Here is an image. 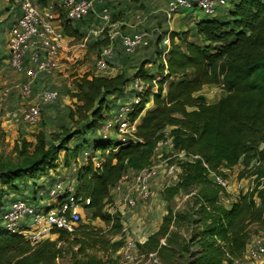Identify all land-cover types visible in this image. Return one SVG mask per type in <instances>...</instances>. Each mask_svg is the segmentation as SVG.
Listing matches in <instances>:
<instances>
[{
  "label": "trees",
  "instance_id": "obj_1",
  "mask_svg": "<svg viewBox=\"0 0 264 264\" xmlns=\"http://www.w3.org/2000/svg\"><path fill=\"white\" fill-rule=\"evenodd\" d=\"M127 1L138 4L142 0ZM129 10L123 6L117 12L115 8L112 22L127 18ZM92 19L94 15L73 24L62 15L64 35L76 40L82 25L90 24ZM188 35L169 34L167 72L151 98L153 109L143 115L136 128V143L109 148L99 169L93 164L82 166L78 199L88 202L84 208L93 218L107 225L115 220L121 223L119 218L111 220L104 211L112 190L124 174L138 173L153 164L154 149L164 139L163 131L171 129L173 151L184 153L186 159L179 163L178 181L164 190V200L169 203L178 196H190V201L182 212L168 211L158 231L136 248L141 253L155 254L164 264H231L243 257L254 237L253 230H264V0H235L226 18H205L196 24L194 42L188 40ZM110 44L104 42L103 46ZM143 67L135 78L151 84ZM160 73L163 75V68ZM129 82L124 73L112 78L84 76L77 81L70 94L75 105L74 110L69 109L68 119L77 118L85 131L72 133L61 128L60 133L47 135L41 130L35 135V143L22 141L16 162L0 163V194L3 188L18 192L31 180L56 170L59 152H70L68 145L73 139L86 137L87 131L98 130L100 121H108L110 115L102 118V114L110 111L109 98L122 93ZM205 86L218 87L226 95L215 104H207L196 97ZM150 95L148 92L132 121L149 105ZM85 144L73 150L74 154L83 153L82 159L87 152ZM68 159L64 157V169L74 165L69 167ZM239 165L252 179V186L224 205L221 198L231 197L214 179L227 180L226 172ZM31 183L28 191L34 194L37 183ZM59 234L67 240L71 237ZM82 236L91 239V235ZM81 241L68 242L70 247H78L74 255L81 254ZM95 246L93 243L88 249ZM115 246L123 247L120 243ZM62 256L56 242L45 240L32 245L23 237L0 232V264H57Z\"/></svg>",
  "mask_w": 264,
  "mask_h": 264
},
{
  "label": "built area",
  "instance_id": "obj_2",
  "mask_svg": "<svg viewBox=\"0 0 264 264\" xmlns=\"http://www.w3.org/2000/svg\"><path fill=\"white\" fill-rule=\"evenodd\" d=\"M120 0H5L9 5L18 11L17 16L7 29V63L15 76L20 79L17 89L26 107L21 108L19 118L30 126H35L41 121L42 110L53 104L59 97L56 90L46 89L35 93V84L43 80V84L55 76L60 67V56L67 37L64 35L61 25V16L64 15L67 21L75 24L86 20L91 15L104 26L110 24L112 28V13L118 6ZM226 6V0H167L165 19L170 25L176 15L185 11H199L207 18H215L222 8ZM109 35H111L109 33ZM113 40V37H109ZM120 51L126 56H132L136 51L149 47V35L146 31L140 30L129 35L120 37ZM165 48L163 58L165 59L171 47L169 35L162 41ZM87 46V40L83 39L78 48L83 50ZM68 47V46H67ZM113 43L100 49L95 60L97 72H106L108 63L115 58ZM164 66L166 61L164 60ZM138 81V80H136ZM43 87V85L41 86ZM135 89L142 90L141 84L135 82ZM10 91L3 90L0 93V102L8 99ZM35 94V98H34ZM139 98L133 102H126L119 107L116 117L112 121H106L98 131L100 140L105 144L113 142L121 146L134 144L136 139L135 121L129 117L130 110L139 105ZM12 114H7L9 117ZM16 118V115H12ZM17 120V119H16ZM115 134V136L113 135ZM164 139L154 149L152 158L153 164L138 173L124 174L114 194L127 189L123 197L111 199L104 207L111 220L119 218L123 225L122 234L127 235L128 229L124 224L126 215L133 212L138 203H147L151 197V182L160 175L159 168L154 164L155 158L162 156L168 149L173 150L172 138L167 129L163 131ZM180 159L185 160L184 153H178ZM83 163L91 161L97 169L104 164L102 156H91L87 152L83 155ZM193 159V158H190ZM89 164V163H88ZM81 165H72L64 169L62 177L50 184L44 182L41 191L38 192V202L31 200H16L0 210V232L13 236L23 237L32 245L45 240H51L52 236L64 233L73 237L78 225L82 222L81 208L88 204L78 199V177ZM223 189H228V182L219 177L214 179ZM221 203L229 205L232 200L221 198ZM132 214V213H131ZM131 216V215H130ZM129 216V217H130ZM125 255L123 260L129 263L133 260L137 248L135 244L127 240L125 244ZM264 260V241L255 238L249 245L246 257L234 260L231 264L261 263Z\"/></svg>",
  "mask_w": 264,
  "mask_h": 264
},
{
  "label": "rangeland",
  "instance_id": "obj_3",
  "mask_svg": "<svg viewBox=\"0 0 264 264\" xmlns=\"http://www.w3.org/2000/svg\"><path fill=\"white\" fill-rule=\"evenodd\" d=\"M120 3V1H119ZM165 0H142L141 4L135 3L131 4L128 3L127 0H122V5L126 6L127 8L130 9L131 12H133L134 15H127V18L123 16V20L127 22L129 20L128 18L133 17L135 19V16L137 15H142L144 19L142 20L141 25H144L145 22L151 23L153 19H151L152 16L158 15V20L160 22H164L163 19V14L162 12H158V9L164 5ZM121 4V3H120ZM6 6L5 0H0V93L3 90H9V96L7 101L5 102H0L1 108H0V163H14L17 160V153L16 151L21 147L22 141H26L27 143H35V135L38 134L41 130L45 131L47 135H52V134H58L60 133L61 128H67L70 130L72 133L78 132V131H85V128H81V126L84 127V125L80 124L77 122V118H74V120L68 119V111L69 109L74 110V105L75 101L70 99V94L74 90V86L76 85V82L79 81L82 77L84 76H100L104 72H97L95 69V60L100 53V49L103 46L104 42H114L113 40L109 41V33L113 34L114 28L109 29V25L104 26L103 24L99 23L98 21L95 20H90V24L86 25L83 24V31H81L78 34V37L76 40H74V45H75V53L77 54L78 57L74 58L69 62L65 61L67 68L65 69L64 73H56L54 78H51L49 81L45 82L43 84V87H40L38 92L40 90L49 88V90H56L59 93L58 99L53 103L48 106H46L42 110V115H41V121L39 124L35 126H30L28 124H25L20 118H19V113L18 111L21 108L26 107V102L22 99L20 92H18L15 88V86L20 82V79L15 76L14 72L11 70L9 67L7 60L8 57H6V53L8 52L7 49V42H8V34H7V29L3 27L4 23L6 20L4 19L3 21V8ZM232 6V4H230ZM166 10V9H165ZM230 7L225 11V14L223 15L224 18L227 17V13L229 12ZM123 11V10H121ZM137 12V13H136ZM150 12H156L154 14H150ZM189 12H194V11H189ZM153 18V17H152ZM219 18V17H215ZM121 21V17L119 18ZM136 20V19H135ZM133 21L136 23V21ZM131 21V20H129ZM174 19L170 23V29L172 30V33H177L178 30L181 28L177 25V23L173 24ZM13 22V20L11 21ZM113 23V22H112ZM165 23V22H164ZM173 24V25H172ZM146 25V24H145ZM169 26V25H168ZM125 28V27H124ZM135 28V27H134ZM189 31L190 29L187 28ZM112 30V31H111ZM117 30V29H116ZM130 30V28H129ZM188 31V32H189ZM192 33V32H191ZM188 33L190 41H192L194 38V35ZM161 34V35H160ZM170 32L168 31H163V29L160 27L159 28V34L155 35L152 37L151 40H153L152 45L148 50L147 49H140L136 51L141 53L142 51L144 53V56L148 57L151 55L152 52H155L154 48V40L156 38H160V42L162 39L166 36L169 35ZM178 34V33H177ZM83 39L87 40V46L85 49L81 50L78 48V44L80 41ZM196 40V39H195ZM176 44L182 45V42L175 41ZM199 43V42H198ZM199 44H202L199 43ZM153 48V50H152ZM158 49V47L156 46ZM115 51V58L114 60H121L125 61L126 65V70H128V67L130 66V69L132 65H135L133 67L132 71L137 70L138 71V66L139 63L134 64V61H132V58L135 54L132 56L126 57L124 56L121 51H120V45L117 47L115 46L114 48ZM154 60L157 63V55H153ZM135 57V56H134ZM166 60V59H165ZM157 65V64H156ZM117 64H109L108 67H116ZM146 76L148 78L152 79L151 84L144 83L142 82L139 78L134 79L138 81H134V89L130 90L129 93H126L123 97H121L115 104L112 103L110 111L103 112L102 118H106V116L110 115L108 118L109 121H112L114 117H116L117 112L119 110V107L126 102H133L136 99L139 98V105L135 109H131L130 113L131 115L129 116L132 119V116L134 113H136L139 109L142 103L145 101L146 96L148 92L151 93L149 97V105L146 106V109L142 111L140 114L139 118L134 122V125L138 123L137 121H141V118L143 115L153 109L152 105V100L151 98L153 95L157 93V85L161 80H163V75L160 73V65L152 66L150 69H147L148 71L146 72V69H143ZM136 71V73H137ZM132 73V72H131ZM135 73V71H134ZM133 73V74H134ZM135 73V74H136ZM135 82H139L141 84L142 90L138 91V89H135ZM36 85V84H35ZM169 83L167 82L164 87L163 91V96H165L167 87ZM15 95V97H14ZM225 92L221 91L220 88L215 87V86H205L200 93L196 95L197 98H201L205 100L207 104H215L217 103L221 98L225 96ZM35 98V94H34ZM17 101V107H14L13 102ZM109 101V100H108ZM110 102V101H109ZM3 105H6V108L2 107ZM108 106V105H107ZM110 107V105H109ZM8 112H12L16 115V122L11 120L10 117L4 118V115L7 114ZM10 119V120H8ZM104 124L103 121H100L98 123L97 131H87L86 137L81 136V138H76L73 139L70 144L68 145V149L70 152H64L61 151L59 152V156L62 157V165H63V160L64 157L69 158V167H71V164L73 163L74 165L78 166L79 162L81 166H84L83 159H82V154L83 153H77L74 154L73 150L79 145L83 144L84 141H86V144L84 147L86 148L85 151H87L88 154L91 156H102L103 159L105 157V154L109 152V148H114L116 147V143H113L114 141L116 142L117 140L114 138L111 142V144L115 145L112 146L110 145H105L104 142L100 140V137L98 135V131L101 129V126ZM171 129H167V132L170 133ZM115 136V134H113ZM97 146V147H96ZM100 146V147H98ZM178 152H174L172 149L165 150L162 154L161 157L158 156V158H155L154 164L156 166H160L159 168V178H160V183H159V188L160 192L159 194V203L161 204V210L164 211V216H166L168 211H172L173 214H176L178 212H182L186 209V205L190 201V196H178L174 198L171 202H167L164 200V190L167 187L173 186L179 179L181 175V170L179 168V163L183 159H180L178 156ZM89 163V164H88ZM86 163V166H89L91 164V161ZM64 167V166H63ZM97 169V168H96ZM247 171L243 169L242 166H237L233 170H231L229 173H227V182H228V187H230V190L232 189H239L240 185L242 183H252V179H249L247 176ZM46 177V176H45ZM45 177L42 179H37V180H31L30 185L28 183V187H20V190L15 193H12L11 191L7 190L6 188L2 189V194H0V210L4 209L8 203L16 200H31V199H36L34 202H38V197L37 194L38 192L41 191L42 186L41 183L47 182L45 180ZM31 182H36L37 183V188L35 189V193L32 194L31 191H28L31 188ZM242 191V189H241ZM125 194H127V189L124 188L122 192L114 194L116 198H120L121 196L123 197ZM194 194V193H193ZM3 195V196H2ZM34 197V198H33ZM231 197V196H230ZM226 198V197H225ZM150 201V200H149ZM148 201V202H149ZM163 205V206H162ZM142 206V208H141ZM149 207L147 203L144 202H139L137 208L126 215L124 217L125 222L124 224L127 226L128 233L129 230H145V227L149 224V221L146 216H148L151 212L146 209ZM85 210V208H83ZM82 215V222L78 225V228H80V232L73 237H69L67 240L65 237L61 238L60 234L57 236H52L51 240L52 242H56L58 248H61L63 251V256L57 260V264H164L161 260L157 258L155 254H146V253H141V252H136L133 260L129 263H125L123 260V256L125 253V248H123L124 253H120L119 249L116 244H122L123 246L126 243L127 237L124 236L121 232L123 229V225L118 222V220L111 221L109 225L105 224L103 221L100 219H95L92 217L90 212L88 210L81 212ZM131 215V216H130ZM130 216V217H129ZM134 216L132 219L131 217ZM163 216V217H164ZM162 217V218H163ZM138 219H143L142 221L138 222ZM162 219L159 225V228L161 227ZM172 227H170V230ZM254 231V237L252 241L255 238H264V230H253ZM83 234H88L91 235V239L87 238L86 236L83 237ZM74 240H83L81 241L83 244H81V248L83 249L80 255H74L77 252L78 247H70L68 242H74ZM251 241V242H252ZM165 241L164 239L161 240V244H163ZM250 242V244H251ZM96 244L95 247L92 249H88L90 245ZM249 244V245H250ZM248 245V247H249ZM248 247L246 249H248ZM246 252L245 251L244 255L242 258L246 257ZM92 262V263H90Z\"/></svg>",
  "mask_w": 264,
  "mask_h": 264
},
{
  "label": "crops",
  "instance_id": "obj_4",
  "mask_svg": "<svg viewBox=\"0 0 264 264\" xmlns=\"http://www.w3.org/2000/svg\"><path fill=\"white\" fill-rule=\"evenodd\" d=\"M234 2H235V0H226V6L220 10L219 15L217 17H222L225 14V11L230 7V4H233ZM120 3L116 7V11L117 12H119L120 9H122V7H123L122 0H120ZM128 3H130V2H128ZM131 4H133V3H131ZM140 4H141V2L139 3V5ZM166 4H167V0H165L164 5H162V7L160 9H158V12L164 13L165 9H166ZM2 11H3L2 16L4 17L3 21H4V19L6 20V22L4 23L3 27L6 30V29H8V26L11 23V21L14 20L15 17L17 16L18 11L15 10V8H13V7L9 6V5H6L3 8ZM155 13L156 12H154V13L150 12L151 15L152 14L155 15ZM127 15L129 17V15H134V14H133V12H131L129 10L127 12ZM152 17H151V19H153V21L150 24L145 22L146 25L145 24L144 25L138 24V23H141L142 20L144 19V17L142 15L135 16L136 20L133 19V17H131V18H128L131 21L127 20V22H125L124 20H121V21L120 20H116L114 23H112V28L115 27L114 28L115 32L113 34H111L110 36L114 38L113 39L114 47L115 46L117 47L118 45H120V40L119 39H120L121 36L129 35V34H132V33L136 32V31L143 30V31H146L148 33V35H149V42H150L149 43V47L145 48V49L148 50L151 46L153 47V45H152L153 40H151V39L155 35L159 34V28L160 27L163 29V31H166V32L168 31V33L169 32L172 33V30L170 29V27H172V26H170V25L168 26V24L166 23V19H165V15L164 14H163L162 17H163L165 23L164 22L162 23V22H160V20H158V15L157 14H156V16H152ZM205 18H207V17L204 14H202L201 12H199V11H194V12L185 11V12L179 13L178 15H176L174 17L173 24L177 23V25L181 28L180 30L177 31V33H181L182 34V33H191L192 32L191 34L194 35V37H193L194 39L192 41L194 42L195 39H196L195 38V26H196V24L199 21H201V20H203ZM94 20L98 21L97 19H94ZM134 20L136 21V23L133 22ZM129 28H130V30H129ZM187 28H189L190 31ZM188 40L190 41L189 38H188ZM201 42L202 41L199 40V43H201ZM73 43H74V40L72 38H67L66 39L62 54L60 56V67H59L58 73H64L65 72V69L67 68L65 61H69L70 62L73 59V57L74 58L78 57L77 54H74L75 53V45ZM111 44H112V42H111ZM156 46L158 47V49L156 48ZM154 48H155V52H152L151 55L148 56V57L144 56V53L142 52L144 50H142L141 53L137 52V54L134 55L135 57L133 56L132 61H134V64H136V65H137V63H139V66L137 67L138 70L141 67V65L144 64L143 69H146L145 70L146 72L148 71L147 69H150V67H152V66L156 67L157 65H160V68H163V70H164V73H163V76H164L166 74V72H167V68H165L163 62H164L165 59L167 60V56L168 55L166 56L165 59L163 58V52H164L165 48L162 46V43L160 42V38H158V37L156 38V40H154ZM152 50H153V48H152ZM153 55H157V59H156L157 63L154 60L156 57L154 58ZM6 57H8V52L6 53ZM109 64H114V65L117 64V66L116 67H111V68L108 67L106 72H104L102 74V76H106V77L112 78V77L117 76L118 74L124 73L130 79V82L126 85V87L122 91V93H120V94H118V95H116L114 97L109 98L110 102L115 104L126 93H129L130 90L134 89V81H136V79H134V76H132V75H136L135 73H136L137 70H134L135 73H134V71H132V69H133V67H135V65L131 66L132 69H130V66H129L128 70H126V65L127 64L125 63V61H121V60H117L116 61V60L113 59L111 62H109ZM43 83H44L43 80L37 81V84H36V86L34 88L35 89L34 90L35 93L38 92V90L43 85ZM18 84L15 86L16 89H17ZM17 91L19 92V90H17ZM14 97H15V95H14ZM13 104H14V107L16 108L17 107V101H14ZM2 107H4V109H5L6 105H3ZM0 108H1V105H0ZM9 113L14 115V113H12V112H8L7 114H9ZM7 114L4 115V118L7 117L6 116ZM12 115L9 116V117L11 118V120L16 122V118H14ZM8 120H10V119H8ZM137 122L138 123H136V125H135L136 128L140 124L139 121H137ZM229 172L230 171H227L226 174L229 173ZM63 174H64V167L62 165V157L60 156V165H59V167L56 170L50 172L49 175H47L46 177L44 176V177H45V180L47 182H49V181L52 182V181L56 180V178L62 177ZM42 178H40V179H42ZM159 183H160V178L158 177V178L154 179L151 182V184H150L151 185L152 197H151L150 201L147 202L149 207H147L146 209H148V211H150L151 213L148 216H146L147 218L144 217V219H147L149 221V224L145 227V230H138L137 232H136V230H132V231L129 230V233L127 235H124V236L127 237L126 241L127 240L132 241L135 244V246L136 245H143L151 235L155 234L158 231L161 219H162V217L165 214L164 211L161 210V204H158L159 203V194H158V192H160ZM251 186H252L251 182L250 183L249 182L248 183H242L240 185L239 189H237V190L232 189V191H231L230 187H228L227 192L231 196V200L233 201V200H235L237 198L239 192H241V189H242V191H245ZM114 192H115V190L113 189L112 192H111V196L112 197H114ZM141 208H142V206H141ZM80 211L83 212V211H86V210L81 208ZM81 215H82V213H81ZM131 218L133 219L134 216H132ZM142 220L143 219H138L137 221L140 222ZM262 239L264 241V238H262ZM123 248H125V245L123 246ZM123 248L119 249L120 253H122V251L124 253V250L127 251L126 249L123 250ZM124 255H125V253H124ZM251 264H264V260L261 263L252 262Z\"/></svg>",
  "mask_w": 264,
  "mask_h": 264
}]
</instances>
